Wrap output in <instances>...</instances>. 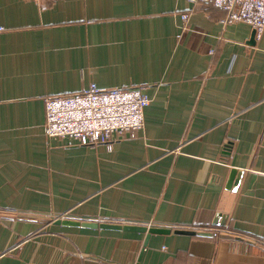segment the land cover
I'll return each mask as SVG.
<instances>
[{
	"label": "crops",
	"instance_id": "crops-1",
	"mask_svg": "<svg viewBox=\"0 0 264 264\" xmlns=\"http://www.w3.org/2000/svg\"><path fill=\"white\" fill-rule=\"evenodd\" d=\"M225 18L206 1L0 0V264H264V32ZM91 83L143 87L145 127L48 137L44 98Z\"/></svg>",
	"mask_w": 264,
	"mask_h": 264
},
{
	"label": "built area",
	"instance_id": "built-area-1",
	"mask_svg": "<svg viewBox=\"0 0 264 264\" xmlns=\"http://www.w3.org/2000/svg\"><path fill=\"white\" fill-rule=\"evenodd\" d=\"M50 2L52 0H24ZM206 1L226 11L225 23L243 21L257 35L264 32V0H189ZM187 27L189 14L183 13ZM3 27H0V31ZM45 130L50 138H69L84 145L111 143L130 131L145 127V111L151 97L141 86L100 87L91 83L82 91L46 96ZM1 256V255H0Z\"/></svg>",
	"mask_w": 264,
	"mask_h": 264
},
{
	"label": "water",
	"instance_id": "water-1",
	"mask_svg": "<svg viewBox=\"0 0 264 264\" xmlns=\"http://www.w3.org/2000/svg\"><path fill=\"white\" fill-rule=\"evenodd\" d=\"M84 225L87 226H101L104 228H112V229H124L127 231H137V232H147V236L150 237L151 234H157V233H170L171 229L169 228H158V227H147V226H135V225H122V224H110V223H94V222H86ZM176 232L179 233H186V234H194L193 231H187V230H177Z\"/></svg>",
	"mask_w": 264,
	"mask_h": 264
}]
</instances>
